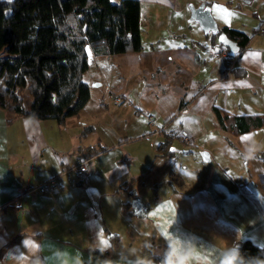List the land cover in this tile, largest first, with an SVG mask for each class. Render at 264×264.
<instances>
[{
  "label": "crops",
  "instance_id": "0c3cea01",
  "mask_svg": "<svg viewBox=\"0 0 264 264\" xmlns=\"http://www.w3.org/2000/svg\"><path fill=\"white\" fill-rule=\"evenodd\" d=\"M242 1L140 0L141 40L143 34L152 40L155 57L150 63L168 64L176 79L129 87L121 79L127 65L113 68L119 79L112 81L105 58L113 54H95L96 79L108 99L90 104V96L65 123L10 122L0 108V248L23 234L0 264H237L243 238L264 248V125L236 134L220 126L213 110L216 104L230 113L264 114V0ZM203 2L218 25L251 36L243 50L223 58L224 72L213 54L218 38L191 16L189 5ZM207 45L214 61L203 51ZM129 54L146 68L143 44L140 52L118 55ZM236 66L246 73L237 75ZM129 88H140L139 96ZM169 100L172 108L160 107ZM145 112L165 120H147ZM140 141L151 142L146 157ZM81 158L85 180L77 174ZM52 176L64 181L62 190L36 189ZM88 248L109 257L94 259Z\"/></svg>",
  "mask_w": 264,
  "mask_h": 264
},
{
  "label": "trees",
  "instance_id": "16d2710c",
  "mask_svg": "<svg viewBox=\"0 0 264 264\" xmlns=\"http://www.w3.org/2000/svg\"><path fill=\"white\" fill-rule=\"evenodd\" d=\"M219 28L237 42L239 51L251 38L237 28ZM140 51V0H0V108L10 122L29 117L65 123L90 100L83 75L95 54ZM234 70L246 73L242 67ZM213 110L220 126L236 134L264 125L261 113H230L216 104ZM169 143L166 139L160 148L166 150ZM22 236L4 244L0 256ZM88 252L94 259L109 257L101 248ZM236 258L237 264H264V248L245 237Z\"/></svg>",
  "mask_w": 264,
  "mask_h": 264
},
{
  "label": "rangeland",
  "instance_id": "374dc122",
  "mask_svg": "<svg viewBox=\"0 0 264 264\" xmlns=\"http://www.w3.org/2000/svg\"><path fill=\"white\" fill-rule=\"evenodd\" d=\"M116 1V0H115ZM119 1V0H117ZM242 4H245V1L243 0L242 1ZM168 29H170V25L167 26ZM161 33H165L166 32V28L165 29H161L160 30ZM182 37V35H181ZM184 38V37H183ZM182 39L180 37H175V43H173V46L174 48H178L177 46L179 45L178 41H181ZM150 42H152V40L150 41H146V38H145V34L142 35V44L144 46V50H145V59L147 61V66L145 69H141L139 66H138V61L136 59V54H129V56H124L122 57L121 55H118V54H113L110 56V58H105L107 59L106 62H105V65L107 66V70L109 73V79L112 80V81H118L119 79V76L118 74H115L113 72V68L116 70L119 69L121 66L120 65H124L126 67V69L123 70V73H122V76H121V79L124 80L126 83H128V86H132L133 83H137V82H140V83H147L149 81H153V80H160V79H163V80H173V79H176L177 78V74L175 73V71L169 69V67L167 66L168 64H165L166 66L164 67H160L159 69H156V66H152L150 61L152 59L155 60V57L153 55V52H152V45L150 44ZM202 47V46H200ZM199 49H203V48H200ZM203 51H206V54H207V57L209 59H211L212 61L213 60V57H212V48L210 45H207L206 46V49H204ZM103 56V55H102ZM101 56V57H102ZM105 56H103L102 58H104ZM108 61H110V63H108ZM181 75V73H179ZM97 75H100V71H99V68L97 66V64L95 62H92L89 69L86 70V72L84 73L83 75V80L89 85V88H90V93H91V102L90 104H95L96 101L100 98H106L108 99V95H109V90L107 91L106 89V85L102 84V85H99V81H101L102 79L99 78L98 80L96 79V76ZM96 79V80H95ZM141 85H139L138 87H140ZM161 87L163 88V86L161 85ZM161 88V89H162ZM129 92L132 94V95H135L136 98L139 96V93L141 91L140 88H129L128 89ZM163 90L167 91V90H171L169 89V87L167 86L166 88H164ZM138 102V101H137ZM130 103V100L129 101H125V105H129V111H136V107H133L132 105L129 104ZM162 103V104H161ZM89 104V105H90ZM89 105H87V107H89ZM160 107H165V108H172V106L170 105H173V103L169 100L167 101V103H164L163 101L160 102ZM160 108V110H161ZM176 110V109H175ZM172 111H170L169 114H172L171 113ZM84 113V112H83ZM144 115H146V118L147 120H152L155 119V115L152 116L151 118L149 117V114L148 113H144ZM157 118L155 119V121L158 119L160 120V124L164 122L165 118L164 119H161L162 118V115H157L156 116ZM177 121V120H175ZM157 127V126H156ZM175 141H180L179 138H177ZM139 143V146L137 149H141L143 150L142 154L143 156L146 157V146L149 147L150 146V141H140L138 142ZM195 150H198L195 149ZM181 158L182 156H180V160L178 161V167L181 169V166L184 164V163H179L181 162ZM189 162H192L191 160H189ZM183 173L185 174H192L191 176L193 177L194 174L197 175L196 173H192V171H183Z\"/></svg>",
  "mask_w": 264,
  "mask_h": 264
},
{
  "label": "water",
  "instance_id": "95a60500",
  "mask_svg": "<svg viewBox=\"0 0 264 264\" xmlns=\"http://www.w3.org/2000/svg\"><path fill=\"white\" fill-rule=\"evenodd\" d=\"M189 6L191 9V16L200 23L201 27L206 33L211 32L213 34H218L219 44L227 46L231 51L237 52L240 50V46L237 44L236 41L228 37L226 32L220 31L219 25L214 16L212 15L211 6L209 4L203 2L200 5L195 6L191 3ZM215 48H218V45ZM87 50L88 53L91 54L89 47L87 48ZM216 63L219 70L221 72H224L226 69L224 59L222 57H217ZM201 153L204 157L205 155H208L207 150H203Z\"/></svg>",
  "mask_w": 264,
  "mask_h": 264
},
{
  "label": "built area",
  "instance_id": "2783aa9c",
  "mask_svg": "<svg viewBox=\"0 0 264 264\" xmlns=\"http://www.w3.org/2000/svg\"><path fill=\"white\" fill-rule=\"evenodd\" d=\"M231 50L223 45L219 44L218 48L214 49V57H222V58H228L231 56ZM186 138V137H185ZM188 139V138H186ZM86 169H87V159L86 158H81L78 160V165H77V174L80 177V179L85 180L87 177L86 174ZM65 187L64 181L58 177V176H52L49 177L48 179L44 180L43 182L39 183L36 186V189L39 190L40 192L46 193V192H54V191H60ZM12 203H18L16 200Z\"/></svg>",
  "mask_w": 264,
  "mask_h": 264
}]
</instances>
